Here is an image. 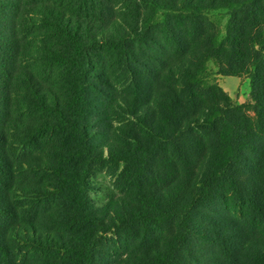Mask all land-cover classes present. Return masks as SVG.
<instances>
[{
	"label": "trees",
	"instance_id": "obj_1",
	"mask_svg": "<svg viewBox=\"0 0 264 264\" xmlns=\"http://www.w3.org/2000/svg\"><path fill=\"white\" fill-rule=\"evenodd\" d=\"M113 1L70 0L65 8L54 0H0V264H21L23 243L63 256L48 264H109L106 249L118 237L130 250L117 264H264V0H116L119 11ZM219 8L231 11L228 36L252 46L247 66L219 67L249 76L256 122L208 81L207 62L219 60L223 44L204 28L205 13ZM41 28L55 44L43 56L64 72L58 90L24 67ZM193 28L201 47L185 31ZM105 48L127 93L103 103L93 78L104 79L95 68ZM93 110L103 111L97 122ZM108 110L120 115L118 125ZM63 134L77 142L41 150L55 157L48 168L20 156ZM168 157L180 170L171 184L157 171ZM103 162L123 168L137 190L99 211L91 174ZM41 171L48 181L18 183ZM58 197L67 201L57 223L68 235L44 239L31 219ZM218 200L226 210L213 208ZM207 242L218 246L208 259Z\"/></svg>",
	"mask_w": 264,
	"mask_h": 264
},
{
	"label": "rangeland",
	"instance_id": "obj_2",
	"mask_svg": "<svg viewBox=\"0 0 264 264\" xmlns=\"http://www.w3.org/2000/svg\"><path fill=\"white\" fill-rule=\"evenodd\" d=\"M54 1L60 5L65 4V8H67L70 0ZM121 7L122 4L117 2L116 0L111 2L110 4V8L112 10L119 11ZM230 13L231 11L228 8L209 10L205 13L207 19L206 23L204 24V28H206L207 33L211 32L218 34L216 38L217 45L220 42H222L223 44V50L218 55L219 60L217 61L216 59H211L207 62V72L209 73L208 81L218 85L224 92L229 94L230 100L235 105H237V108H235V110L237 113H240V116H246L252 122H256L257 111L255 107H253V105H250L252 104V96L249 76L245 73H242L240 77L220 73L221 70H229V66H237L236 68H239L238 66H242L243 64L247 66L253 58L251 53H249V51L252 50V46L249 43V40H246L244 38L241 39L240 37L232 39L230 36H228L227 24L230 19ZM193 30L185 29L189 38H191L190 40L194 41L192 42V45L196 44V42H199L198 46L201 47L202 45H204V43L201 40H195V37L193 39V34H195V32L197 31L195 28H193ZM45 33L46 30L42 28L37 30V33H33V35L37 36L33 41V44L35 45L36 43L37 46L29 45V47H31L30 55H32L34 58H28L23 63L24 67L26 66V68L31 71L33 70L37 74L42 83H44L48 87H53L55 90H58L60 88L58 83L59 78L60 76H63L64 72L62 68L56 66L55 63L51 62L43 56L47 52L46 47L55 45L53 39L49 40L47 39L48 37L45 38ZM256 48H258V46H256ZM100 55L102 58L100 59V62L97 63L95 71L102 72V78L104 79L102 81L94 77L93 80L96 82L97 87L103 90V93L100 92V94L97 95V100L103 101V103H105L106 97H109V99L107 100H117V98L121 97V95L123 96L127 93V89L125 85V76L121 74L119 70H117V65L114 64L115 57L113 53L109 52L105 48L102 49ZM219 66H221V70ZM106 81L109 83V85H106L104 83ZM102 114L103 111L98 112L97 110H93V121L97 122ZM108 116L110 122H112L114 126L118 125L120 115H116L113 110H108ZM205 139H208V141L212 140L213 135L207 134L205 135ZM74 142H77V140L73 136L67 134H63L62 136L55 137L53 139H49V137L41 138L40 142L35 143L37 147L32 149L35 145L32 146L30 149L31 151L27 150L26 154H24L25 151H23L21 152L20 156H23V158L26 156L27 159H30L33 162L32 166H40L42 169L43 167L48 168L51 162H55V157H50V155L46 154L44 151L48 153V150H51L53 152L57 148L60 149L70 147ZM38 145H41V147H38ZM50 147L51 149H49ZM41 150H44L43 153L41 152ZM30 152H33V154H30ZM62 154L63 153L60 151L59 156H61ZM169 156L172 158L171 153ZM168 159L164 160L162 165H158L157 171L158 174H161L162 179L171 184L174 179L178 177L180 170L177 160H174L173 162V158L171 160L168 157ZM38 174L39 173H34L32 175L33 178L31 179L28 178L31 175H22L21 178L23 180H19L18 183H24L27 185V182H29V184L38 182L40 178L48 181V174L44 173L43 175L42 171L39 175ZM91 181V201L94 207L99 211L103 210L104 208H114L115 205L113 203L116 202L117 199H129L131 197L130 191H132V189L137 190V186L129 183L127 177L123 174V168H118L117 170H115V168L112 167L109 162H103L101 164H97L94 167L93 173L91 174ZM220 188V191L226 190L223 189V186ZM229 192L230 190H226L224 193L228 194ZM66 204L67 201H65L61 197L55 199L51 198L49 202H44L39 207V209L35 211L37 214H34L31 220L37 222L38 231L39 233H42L44 239H55L58 237L57 235L59 233L63 234V236L68 235V232L65 231L57 223V221L59 220V213L62 208H65L64 205ZM213 208L226 210V206H224V203L221 200H218L214 204ZM23 220V218L20 219L22 227L27 225V222ZM241 226L245 229H251V227H249V224L246 223H243ZM224 229L226 230V232L229 231L231 233L233 230H236V227L225 225ZM29 232L30 236L34 234L30 229ZM164 233H167V229L164 230ZM121 241L122 240H119V237L118 239H111L110 244L113 246L108 250L106 249V256L104 257L106 258V260H110L108 261L109 264H117L116 260L118 262L119 260H123L128 257L127 254L130 250V246H125L126 243ZM206 246H208V249L205 252V255L208 259L213 254L212 250H216L218 246H212L211 243L208 242L206 243ZM21 247V249L16 250L17 257L20 260L21 264H48L56 258H63L61 254L56 253L50 248L41 247L38 245L33 246L30 243H23ZM116 249H118L119 254L111 255L110 252H113Z\"/></svg>",
	"mask_w": 264,
	"mask_h": 264
},
{
	"label": "crops",
	"instance_id": "obj_3",
	"mask_svg": "<svg viewBox=\"0 0 264 264\" xmlns=\"http://www.w3.org/2000/svg\"><path fill=\"white\" fill-rule=\"evenodd\" d=\"M235 81H237V80H235ZM236 83V82H235Z\"/></svg>",
	"mask_w": 264,
	"mask_h": 264
}]
</instances>
